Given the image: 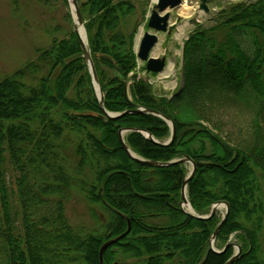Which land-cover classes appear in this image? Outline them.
Here are the masks:
<instances>
[{
	"label": "trees",
	"instance_id": "16d2710c",
	"mask_svg": "<svg viewBox=\"0 0 264 264\" xmlns=\"http://www.w3.org/2000/svg\"><path fill=\"white\" fill-rule=\"evenodd\" d=\"M78 3L105 110L144 107L175 123L170 146L128 132L131 150L160 162L193 158L188 198L194 210L205 215L227 202L216 242L236 238L242 252L232 264H264V0L234 3L212 26L195 28L184 43L182 85L172 97L156 95L137 72V28L123 30L137 10L134 0ZM124 128L146 130L160 142L172 134L152 114L106 116L75 29L0 80V264L227 263L233 243L223 253L209 250L222 218L201 220L182 208L191 170L133 160L120 140ZM73 142L74 171L89 173V185L68 171ZM75 188L109 212L105 223L99 218L101 230L68 219ZM129 224L101 260L102 246Z\"/></svg>",
	"mask_w": 264,
	"mask_h": 264
},
{
	"label": "rangeland",
	"instance_id": "374dc122",
	"mask_svg": "<svg viewBox=\"0 0 264 264\" xmlns=\"http://www.w3.org/2000/svg\"><path fill=\"white\" fill-rule=\"evenodd\" d=\"M241 1L249 0H213L209 2L210 11L205 12L199 9L200 0H183L181 6L171 11L170 23L173 25V30L169 34L161 33L159 35L160 40L155 49L158 51V56H166L168 65L174 62L173 75L164 78L161 74L148 72L145 63L140 61L137 67L139 76L150 82L156 95L172 97L182 85L183 47L195 28L198 25L212 26L215 23L216 15L222 8ZM134 2L137 5V10L127 18L123 30L129 33L135 27L137 28L134 44L136 49L141 36L148 30L149 15L155 1L134 0ZM184 4L193 10L190 15L180 14ZM193 17H197L199 22L190 23ZM179 25L185 26V31L180 37L177 35ZM74 29L73 11L69 1L53 0L45 4L39 0H0V80L35 57L38 49L49 46L54 40L67 37ZM74 144L75 142L67 147V151L65 150L67 152L65 159L69 168L68 171L78 181L82 179L89 185L91 180L89 173L78 175L74 171L73 167L76 165V161L72 157ZM185 165L188 171L192 169L190 163ZM93 211L98 216L97 219L93 216ZM225 211V206L220 207L217 211V217L221 219ZM66 213L72 224L83 226L89 230H101L99 218L105 223L110 217L107 210L89 203L86 196L78 188L74 189L68 201ZM235 242L237 240L234 236H231L227 241V243L237 244ZM226 244L224 241H217L215 248L221 250ZM234 251H237L235 245ZM125 261L129 264H136L133 259H125Z\"/></svg>",
	"mask_w": 264,
	"mask_h": 264
},
{
	"label": "water",
	"instance_id": "95a60500",
	"mask_svg": "<svg viewBox=\"0 0 264 264\" xmlns=\"http://www.w3.org/2000/svg\"><path fill=\"white\" fill-rule=\"evenodd\" d=\"M68 1L70 2V5H71L72 11H73V20H74V24H75V30H76V33L79 37L80 43H81L83 56H84L85 61L88 65L90 76H91L97 97L100 101L101 108L104 110L106 116H108L110 119H114V118L123 117L124 115L130 114V113H148V114H152L154 116H158V117L162 118L171 127L172 134H171V137L166 142L158 141L157 139L154 138V136L150 132H148L146 130H141L138 128H124V129H122L120 131L119 135H120V140H121V143H122V146H123L125 152L133 160H136V161L143 163V164L156 166V167L172 166V165L180 164V163H183V164L190 163L192 165V169H191L190 173L188 174V176L184 179L183 184H182V190H181L182 198H183L182 203H181L182 208L184 209V211L186 213H188V214H190V215H192L198 219L208 220L217 214V211L219 210L220 207H222V206L226 207V211L222 216L221 222L216 227V229H215L214 233L212 234L210 241H209V243H210L209 250L210 251H213L215 253L225 252L226 249L229 247V245L232 243H227L226 246L222 250H218L217 248H215V243H216L217 237L219 235V232H220L222 226L227 221L228 214L230 211L229 204L225 201H218L212 205L211 212L209 214H207V215L198 214L194 210V208L192 207V205L189 201V198H188V185H189L190 181L193 179V177L197 171V164L193 160V158H191L188 155H184L181 158L174 159V160H171L168 162H160V161L146 160L131 150V148L129 147V145L127 144V142L125 141V138H124V136L128 132H139V133L143 134L147 139H149L150 141H152L158 145L170 146L174 142L175 136H176L175 123L173 120H171L167 116L163 115L159 111H155V110H152L149 108H144V107H139L134 111H126L123 113H114V112H109V111L105 110V108H104V93H103V90L101 87V83H100V80L98 77V73H97V70L95 67L93 57L91 54V50L89 48L88 36L86 37L87 41L85 42L83 40L81 34H80V31H79L80 27H84L85 31H86V28H85V22L83 20L82 14H81V10H80L78 0H68ZM210 1H213V0H200V4H199L200 11L209 12L210 11V6H209ZM182 4H183V0H157L155 2V4L152 6L151 11H150V15H149V21L147 24L148 30L143 33L138 45H136V53H137L138 61L145 63L146 71L153 72L156 74H162L166 71L167 66H168V61H167L166 56H162V57L154 56L153 51L155 50L157 44L159 43V40H160L159 35L161 33H168L169 34L172 32L173 25L170 23L171 11L178 8ZM178 20H180V19H178ZM197 22H199V19L197 17H193L190 20V23H193V24H195ZM86 34H87V32H86ZM130 230H131V226L129 224V229L126 233H124L122 236H119L115 239L109 240L108 242H106L102 246L101 252H100L101 260H103L104 251L109 246H111L112 244L119 241ZM232 245L233 246L235 245L237 247V251L227 261L226 264H232L241 255V252H242L241 246L234 244V243Z\"/></svg>",
	"mask_w": 264,
	"mask_h": 264
},
{
	"label": "bare ground",
	"instance_id": "6f19581e",
	"mask_svg": "<svg viewBox=\"0 0 264 264\" xmlns=\"http://www.w3.org/2000/svg\"><path fill=\"white\" fill-rule=\"evenodd\" d=\"M154 1L156 2L157 0H154ZM192 12H193V10L189 6H187L186 4H184V6L180 10V14H183V15H190ZM177 30H178V34L177 35L180 37L184 33V31H185V26L184 25H179ZM79 31H80V34H81L83 40L86 42L87 41V38H86L87 37V34H86V31H85L84 27H80L79 28ZM153 55L154 56H158L157 49H155L153 51ZM174 70H175V64H174V62H171L167 66L166 71L164 73H162L161 75L164 78H169L171 75H173ZM173 84L175 85V82H173Z\"/></svg>",
	"mask_w": 264,
	"mask_h": 264
}]
</instances>
